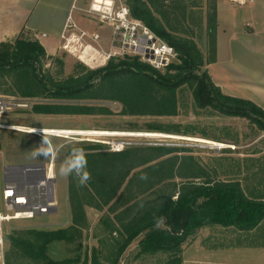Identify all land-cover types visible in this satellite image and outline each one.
Returning <instances> with one entry per match:
<instances>
[{"label": "trees", "instance_id": "trees-1", "mask_svg": "<svg viewBox=\"0 0 264 264\" xmlns=\"http://www.w3.org/2000/svg\"><path fill=\"white\" fill-rule=\"evenodd\" d=\"M127 2L133 17L176 49L178 62L167 66L165 72L140 61L138 56H126L117 61L110 58L98 68L80 63L79 72L59 79L45 65L48 60L55 61L62 73L64 60L48 55L37 39L19 35L14 41L0 42V93L46 100L32 106L33 112L41 114H110L107 106L80 103L107 100L119 102L123 115L172 116L178 111V89L188 85L196 107L247 117L264 130V110L251 100L223 93L215 85L203 69L204 56L197 43L169 32L158 16L163 12L155 0ZM213 4L214 23L209 32L214 59L216 0ZM176 151L156 146L86 154L87 167L93 174L85 186L70 184L71 225L57 230L33 229L25 237L9 236L12 254L43 264H102L95 254L91 263L88 255L82 259L81 242L73 257L57 259L52 251L62 242L80 240L83 229L89 226L85 206L113 207L114 217L106 215L104 220L109 235L116 234L112 237L115 250L111 264H118L140 235L139 256L163 252L181 262L183 244L203 227L220 225L251 231L260 225L264 220L263 198L247 196L238 180L197 181L207 174L199 173V167L190 166L188 173H182L184 160L195 166L194 159L179 156ZM136 168L140 169L129 177ZM92 177L103 181L97 185ZM176 177L185 180L176 181ZM123 185L124 190L116 196ZM5 262L11 264L10 252L5 255Z\"/></svg>", "mask_w": 264, "mask_h": 264}, {"label": "rangeland", "instance_id": "rangeland-1", "mask_svg": "<svg viewBox=\"0 0 264 264\" xmlns=\"http://www.w3.org/2000/svg\"><path fill=\"white\" fill-rule=\"evenodd\" d=\"M20 1L0 0V42L14 41L19 35L36 39L31 31L20 28V21L24 13L20 10ZM116 1L129 7L127 0ZM213 1L215 0H155L163 12L158 16L169 32L174 36L193 39L197 43L204 56V70H207V63L213 59V37L209 32L210 26H213L214 23ZM89 2L90 0H84L86 6ZM246 6L245 8L248 9L251 7L263 8L260 13H264V0H254L253 3H248ZM115 45L117 46V43ZM119 52H121V49ZM56 56L64 60L62 73L55 61L48 60L45 67L54 76L63 79L71 73L79 72L80 63L88 68H98L104 66L110 58L117 61L126 56L136 55L128 54L127 51L123 54L110 55V57L106 54L105 64L93 65L95 67L85 64V62L69 53L61 52ZM166 68L163 67L158 70L165 72ZM3 89H7V87L4 86ZM0 97L12 99L14 104L12 108L0 114V190L4 186L8 173V169L5 170L6 166L49 163L50 165L53 164L56 178V211L40 214L32 219L14 221L8 228L4 248L5 255L7 252L11 253V264L43 263H38L18 254H12L9 236L25 237L33 229L57 230L71 225L72 213L69 188L71 183L79 184V182L75 176L61 177L58 170L70 155L72 148H82L86 154L113 152L110 142L122 139L114 135L56 134L59 132L56 130L163 134L164 138L154 139L150 145L131 144L123 150H137L156 146L176 148L175 153L179 156H192L194 159L195 166L189 165V160H184L183 167L186 166L182 173H188V167L190 166L199 167L201 170L199 173L202 175L207 173L206 176L195 179L197 181H204L208 178L238 180L243 189L248 191L250 180H259V177L264 173V130L247 117L228 116L214 109L196 107L192 91L188 85H183L178 89V111L176 115L172 116L123 115L121 114L122 105L119 102L107 100H86L80 103L107 106L112 111L110 114H41L33 112L32 106L37 102L46 100L23 98L5 93H0ZM23 104L27 105L24 106ZM31 128L54 131L49 134L53 144L59 147L57 158H40L37 160L29 158V150L35 147L42 138L39 131L32 133ZM216 143H221L223 146L219 147L220 149L215 148L214 144ZM96 145H100V147L94 149ZM140 168L134 169L129 177ZM87 170L91 175L93 174L88 167ZM92 179L97 181V185L103 181L99 182V179L93 177ZM175 180L182 181L185 179L176 177ZM123 190L124 185L116 196ZM151 194L149 193L150 197ZM112 208H110V205L104 206L102 209L85 206L89 226L83 229L80 240L75 243L62 242L53 246L52 251L55 257L57 259L73 257L76 254L75 249L81 242L82 259L88 255L89 263H91V259L95 254L100 263L111 264V259L114 257L112 253L115 250L112 237L116 234L109 235L110 233L105 230L104 220L106 215L114 217L115 214L112 212ZM119 210L122 209L119 208ZM254 232L256 236L264 237V220ZM254 232L249 233V231L240 230L236 227H223L220 225L203 227L183 244L182 253L179 255L182 259L181 262L175 257H171L169 253L163 252L139 256V241L143 237V235H140L119 258L118 264H215L210 260L214 253L213 249L239 248L243 244L253 242L251 236L253 237ZM241 256L240 254L235 256L234 261L243 264L246 258ZM223 259H229V257L226 256ZM261 260L264 263V257H260L257 261L255 260L254 264H260ZM226 262L224 260L221 264Z\"/></svg>", "mask_w": 264, "mask_h": 264}, {"label": "crops", "instance_id": "crops-1", "mask_svg": "<svg viewBox=\"0 0 264 264\" xmlns=\"http://www.w3.org/2000/svg\"><path fill=\"white\" fill-rule=\"evenodd\" d=\"M20 2V10L24 12L20 28L31 31L48 55L69 53L95 67L93 65H104L105 55L115 49L112 29L86 17L82 11L86 7L84 0ZM253 2L246 0L241 5L230 0H216L215 53L206 68L223 93L251 100L264 110V13H260L263 8H245ZM69 15H72L76 27L67 31ZM81 31L87 33L83 38H79ZM94 35L98 38L93 39ZM250 181L249 190L244 189L246 195L264 199V173L259 180ZM251 239L253 242L239 248L213 249L210 260L215 264H221L224 260L227 262L223 264H239L233 258L240 254L246 258L243 264H254L258 258L264 257V237L256 236L254 232ZM226 256L229 259H223ZM260 264H264L263 260Z\"/></svg>", "mask_w": 264, "mask_h": 264}, {"label": "built area", "instance_id": "built-area-1", "mask_svg": "<svg viewBox=\"0 0 264 264\" xmlns=\"http://www.w3.org/2000/svg\"><path fill=\"white\" fill-rule=\"evenodd\" d=\"M230 1L241 5L246 3V0ZM73 8H76L75 5ZM82 11L86 17L112 29L113 40L117 46L115 45V49H111L108 53L109 57L127 51L128 54L138 56L141 61L156 69L167 67L177 61L176 49L161 39L143 21L133 17L129 7L118 3L116 0H90ZM75 27L72 15H69L66 30L70 31L71 28ZM86 35L85 31H81L79 38ZM63 37L65 36L63 35ZM92 38L97 39L98 36L94 35ZM118 48L121 49V52ZM23 105L26 106L27 104ZM13 106L12 99L0 97V114ZM120 133L114 136L122 138L121 140L110 142L113 152H120L131 144L150 145L154 139L164 138L163 134L151 132ZM214 147L219 148L216 144ZM7 172L4 186L0 190V264H6L4 247L11 223L50 213L56 206V178L53 164L45 163L44 177H42V170L39 168L12 167Z\"/></svg>", "mask_w": 264, "mask_h": 264}, {"label": "clouds", "instance_id": "clouds-1", "mask_svg": "<svg viewBox=\"0 0 264 264\" xmlns=\"http://www.w3.org/2000/svg\"><path fill=\"white\" fill-rule=\"evenodd\" d=\"M31 132L37 133L38 130L33 128ZM39 132L42 134V138L35 147L29 150V158L32 160L57 158L59 147L53 144L50 134L46 130L41 129ZM58 174L61 177L75 176L80 186H85L90 181L91 174L87 170V158L84 149L73 147L70 155L60 165ZM141 179H146V176H142Z\"/></svg>", "mask_w": 264, "mask_h": 264}, {"label": "bare ground", "instance_id": "bare-ground-1", "mask_svg": "<svg viewBox=\"0 0 264 264\" xmlns=\"http://www.w3.org/2000/svg\"><path fill=\"white\" fill-rule=\"evenodd\" d=\"M86 48V47H85ZM92 49V48H91ZM88 50V49H87ZM90 51V50H89ZM83 52V51H82ZM88 53V52H87ZM86 53V54H87ZM79 54V53H78ZM85 54V55H86ZM89 54V53H88ZM89 56V55H88ZM84 58V57H83ZM86 58V57H85ZM82 59V58H81ZM88 59V58H87ZM87 60H83V62H86ZM94 62V61H93ZM92 62V63H93ZM91 63V62H90ZM85 64H88V63H85ZM91 65V64H90ZM33 128H31L30 129V131L32 130ZM36 129V128H35ZM38 131L39 130H41V129H37ZM44 130H46L48 133H50V134H52L54 131H49L48 129H44ZM56 131H59V132H57L56 134H89V135H94V134H96V135H118V134H121L120 132H108V131H106V132H104V131H83V130H81V131H76V132H71V131H68V130H56ZM209 142V141H208ZM212 144V143H211ZM216 145H218L219 147H222L223 145L221 144V143H216Z\"/></svg>", "mask_w": 264, "mask_h": 264}, {"label": "water", "instance_id": "water-1", "mask_svg": "<svg viewBox=\"0 0 264 264\" xmlns=\"http://www.w3.org/2000/svg\"><path fill=\"white\" fill-rule=\"evenodd\" d=\"M12 167H15V168L20 167L23 169L39 168L42 170V177L45 176V163H34V164H22V165L6 166L5 170L12 168ZM55 211H56V207L51 212H55Z\"/></svg>", "mask_w": 264, "mask_h": 264}]
</instances>
